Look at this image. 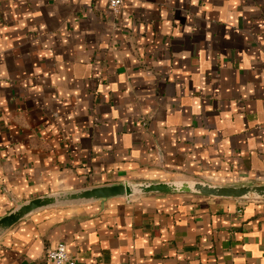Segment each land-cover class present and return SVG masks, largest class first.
Instances as JSON below:
<instances>
[{"label":"crops","instance_id":"1","mask_svg":"<svg viewBox=\"0 0 264 264\" xmlns=\"http://www.w3.org/2000/svg\"><path fill=\"white\" fill-rule=\"evenodd\" d=\"M264 185V0H0V217L110 184ZM264 264V200L148 194L28 215L0 264Z\"/></svg>","mask_w":264,"mask_h":264},{"label":"water","instance_id":"2","mask_svg":"<svg viewBox=\"0 0 264 264\" xmlns=\"http://www.w3.org/2000/svg\"><path fill=\"white\" fill-rule=\"evenodd\" d=\"M148 194H195L234 200H264V185L220 186L206 182L182 181L128 184L118 183L50 194L18 204L0 217V236L28 215L48 208L79 206L110 199L128 200Z\"/></svg>","mask_w":264,"mask_h":264},{"label":"built area","instance_id":"3","mask_svg":"<svg viewBox=\"0 0 264 264\" xmlns=\"http://www.w3.org/2000/svg\"><path fill=\"white\" fill-rule=\"evenodd\" d=\"M110 11L114 15H118L125 0H106ZM45 259L51 264H75V261L70 258L66 247L63 244H58L54 248L48 249L45 253Z\"/></svg>","mask_w":264,"mask_h":264}]
</instances>
